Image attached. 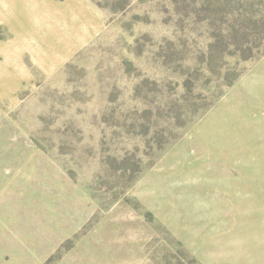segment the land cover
Here are the masks:
<instances>
[{"label": "rangeland", "instance_id": "374dc122", "mask_svg": "<svg viewBox=\"0 0 264 264\" xmlns=\"http://www.w3.org/2000/svg\"><path fill=\"white\" fill-rule=\"evenodd\" d=\"M0 264H264V0H0Z\"/></svg>", "mask_w": 264, "mask_h": 264}]
</instances>
